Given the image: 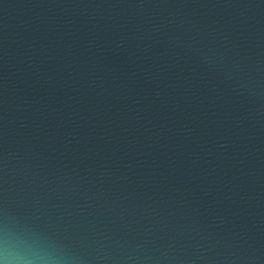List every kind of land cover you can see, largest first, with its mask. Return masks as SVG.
Returning <instances> with one entry per match:
<instances>
[{"label":"water","instance_id":"1","mask_svg":"<svg viewBox=\"0 0 264 264\" xmlns=\"http://www.w3.org/2000/svg\"><path fill=\"white\" fill-rule=\"evenodd\" d=\"M66 264H264V0H0V226Z\"/></svg>","mask_w":264,"mask_h":264},{"label":"clouds","instance_id":"2","mask_svg":"<svg viewBox=\"0 0 264 264\" xmlns=\"http://www.w3.org/2000/svg\"><path fill=\"white\" fill-rule=\"evenodd\" d=\"M0 264H66L65 258L39 237L0 226Z\"/></svg>","mask_w":264,"mask_h":264}]
</instances>
